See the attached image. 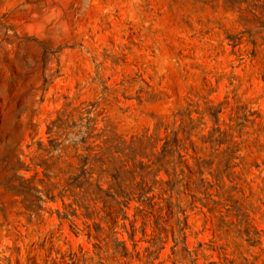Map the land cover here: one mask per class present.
<instances>
[{"label":"rangeland","instance_id":"rangeland-1","mask_svg":"<svg viewBox=\"0 0 264 264\" xmlns=\"http://www.w3.org/2000/svg\"><path fill=\"white\" fill-rule=\"evenodd\" d=\"M0 264H264V0H0Z\"/></svg>","mask_w":264,"mask_h":264},{"label":"trees","instance_id":"trees-1","mask_svg":"<svg viewBox=\"0 0 264 264\" xmlns=\"http://www.w3.org/2000/svg\"><path fill=\"white\" fill-rule=\"evenodd\" d=\"M107 141V140H106ZM165 146L166 144L163 146V149L162 151L166 152L165 150ZM105 152L106 151H111V147L110 146H107L105 147ZM103 152V151H102ZM99 154V153H97ZM95 155L96 156V160L100 162V166L98 168L99 170V173H106L108 174L109 173V168L106 167V168H102V165H104V161L101 159V156L100 155ZM125 156H127V154H124ZM85 163L82 162L81 166L79 167V170L83 173L82 175L84 176L86 174V172H88V170H86V168L83 167ZM229 166H226L225 167V170L228 169ZM114 172L110 173L111 177H112V181L109 182L108 184V189L106 191H103L102 188L100 187L99 183H97L95 185V192H96V195H97V199H100L103 201V204L104 206H107L109 204L112 203V206H113V210H112V213L114 215L113 217V222H116V217L118 214H123L124 213V210L119 207V205L122 203L123 205H127L128 204V201H129V194L130 192H127L126 191V187L124 186V183H123V180L120 178V173H121V170L119 168H113ZM219 174L221 173H216V177L219 176ZM87 181V179H85ZM91 184V183H90ZM234 186L230 187V189H233ZM139 189H140V192H139V199L140 201L145 204V208L143 207H137L136 209V212L134 213V217L136 215H140L142 216V218H144L143 222H142V225L144 226L145 223H146V220H145V217H147L148 214L151 213L150 210H148L149 208L153 207V204L151 202V198L150 197H145V193H146V190H144V188L142 186H139ZM229 190H227L228 192ZM118 196H122L124 197L123 200L121 201H118L117 200V197ZM228 200L232 201V204H231V209L233 210H236V211H239V208L237 207V202L235 200L232 199L231 195H228L227 197ZM237 216H241L242 217V220L245 219L247 217V214H237ZM124 218H127L126 216H124ZM135 221L136 219L133 218L132 220L129 221V227H130V231H129V236L131 238H133V235L136 231V227H135ZM245 221V220H244ZM154 224H155V228L156 229H159V216L158 215H155V220H154ZM141 225L140 227V230L142 232H144V227ZM125 227V226H124ZM99 231V229H98ZM245 232L247 235H249V230L248 228L245 229ZM116 248L118 247H122V255H126V248L122 245V242L120 243H116Z\"/></svg>","mask_w":264,"mask_h":264}]
</instances>
